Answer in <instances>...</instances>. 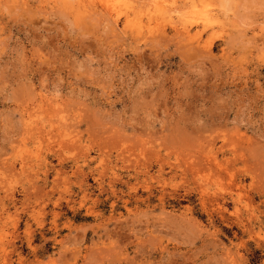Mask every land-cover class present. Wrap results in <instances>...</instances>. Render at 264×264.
Here are the masks:
<instances>
[{"label":"rangeland","instance_id":"rangeland-1","mask_svg":"<svg viewBox=\"0 0 264 264\" xmlns=\"http://www.w3.org/2000/svg\"><path fill=\"white\" fill-rule=\"evenodd\" d=\"M129 2L0 0V264H264V0Z\"/></svg>","mask_w":264,"mask_h":264},{"label":"bare ground","instance_id":"bare-ground-1","mask_svg":"<svg viewBox=\"0 0 264 264\" xmlns=\"http://www.w3.org/2000/svg\"><path fill=\"white\" fill-rule=\"evenodd\" d=\"M51 1V0H50ZM90 1L91 3H98L101 8L103 10H106L107 12H111V13H115L117 15L120 14V11L124 9H127V8H132L131 6V3L129 2V0H88ZM72 2V1H71ZM140 2V1H139ZM149 2V1H148ZM97 4V5H98ZM147 4V2H146ZM145 4V5H146ZM224 4V2H223ZM87 5V4H86ZM95 5V6H97ZM222 5V4H221ZM226 3H225V7H226ZM60 6V5H59ZM61 8V7H60ZM99 8V7H98ZM175 10V9H174ZM202 11H204L202 9ZM207 10H205L206 12ZM223 11V10H222ZM199 11L196 9V7L194 6V4L192 5V10L187 12L186 15H183V17L181 18V20H185V22L187 23V20H188V17H189V14H196L198 13ZM67 13V12H66ZM72 13V12H71ZM129 13V12H128ZM167 13L168 11H166V8L163 7L162 4L160 3H156L154 8H153V11L152 13L150 14V17H153L154 15L157 16V19L158 18H166L167 17ZM99 15V14H98ZM108 15V14H107ZM104 16V15H103ZM128 16V15H127ZM208 16V15H207ZM89 18V17H88ZM208 18V17H206ZM204 18L205 20H208ZM112 19V18H111ZM113 20V19H112ZM204 20V21H205ZM127 21H128V24L131 22V19L130 17H127ZM225 21V20H224ZM170 26V25H169ZM183 29L187 32V25L185 24L183 26ZM155 32V31H154ZM182 36V35H181ZM60 112V111H59ZM67 126V125H66ZM28 128V127H27ZM44 160V159H43Z\"/></svg>","mask_w":264,"mask_h":264}]
</instances>
